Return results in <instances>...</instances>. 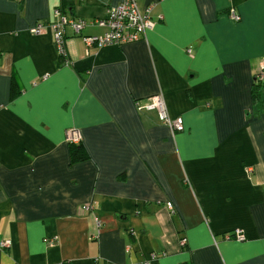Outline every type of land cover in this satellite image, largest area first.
<instances>
[{"label": "crops", "instance_id": "crops-1", "mask_svg": "<svg viewBox=\"0 0 264 264\" xmlns=\"http://www.w3.org/2000/svg\"><path fill=\"white\" fill-rule=\"evenodd\" d=\"M120 1L0 0V264H264V0H137L144 38L87 47L103 29L67 26L60 64L55 8ZM158 93L181 131L137 109Z\"/></svg>", "mask_w": 264, "mask_h": 264}, {"label": "built area", "instance_id": "built-area-1", "mask_svg": "<svg viewBox=\"0 0 264 264\" xmlns=\"http://www.w3.org/2000/svg\"><path fill=\"white\" fill-rule=\"evenodd\" d=\"M152 6H148L146 10L140 11L137 0H121L118 4L109 6L107 14L103 18H95L87 21L85 19H74L64 15L59 8H55L54 15L56 20L50 24L53 30V40L57 49L58 56H62L63 63H69L64 47V39L66 35V27L69 26L71 30L81 35L85 27L89 25H96L103 29L100 34L83 35L82 39L85 45H96L102 47L110 44H125L135 42L145 37L147 30L154 26V21L151 19L150 13ZM232 20H239L238 14L233 10L230 12ZM44 24H36L32 30L35 33L42 31ZM257 82L264 81V63L261 64L255 75ZM138 110H154L161 122L167 125L173 132L181 131L183 129V120L181 117L171 118L168 115L165 100L161 93L149 96L143 100L136 102ZM66 141L72 143H79L81 135L78 130L67 129ZM168 209L172 210V204L166 203ZM85 211L90 210V205L82 206ZM95 233L94 237L100 232L101 221L98 218L94 219ZM226 238H233L237 241H244L246 239L245 233L240 229H233L225 235ZM186 243V238L180 240L183 246ZM11 245L10 239H5L0 242L2 248H8ZM147 264V263H146Z\"/></svg>", "mask_w": 264, "mask_h": 264}, {"label": "trees", "instance_id": "trees-1", "mask_svg": "<svg viewBox=\"0 0 264 264\" xmlns=\"http://www.w3.org/2000/svg\"><path fill=\"white\" fill-rule=\"evenodd\" d=\"M58 62L60 64L63 62L62 56H59ZM12 78L13 79L16 78L15 74L12 75ZM262 87H264V81L257 82L256 80H254V87L252 89V97L260 103L263 101V95H262V92L260 91V89ZM12 96H13V92H12ZM68 145L70 147L71 163L82 161V160H85L86 158H88V154H87L84 146L82 145L81 141L79 143L69 142Z\"/></svg>", "mask_w": 264, "mask_h": 264}, {"label": "rangeland", "instance_id": "rangeland-1", "mask_svg": "<svg viewBox=\"0 0 264 264\" xmlns=\"http://www.w3.org/2000/svg\"><path fill=\"white\" fill-rule=\"evenodd\" d=\"M69 129H75V130H78L77 128H74V127H72V128H69Z\"/></svg>", "mask_w": 264, "mask_h": 264}]
</instances>
